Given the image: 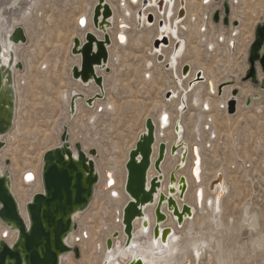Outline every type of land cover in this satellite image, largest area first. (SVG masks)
I'll return each mask as SVG.
<instances>
[{
	"label": "rangeland",
	"instance_id": "obj_1",
	"mask_svg": "<svg viewBox=\"0 0 264 264\" xmlns=\"http://www.w3.org/2000/svg\"><path fill=\"white\" fill-rule=\"evenodd\" d=\"M116 1L114 0L115 5ZM88 3L87 0H43L38 5L39 8L35 7L36 11L32 12L28 22L23 25L27 29L28 39L22 46L21 56H19L24 69L19 76L13 128L15 132L12 134V130L6 136L3 152L5 160L9 161V170L13 172L16 182H19V175L25 168L31 167L40 171L43 154L59 144L61 126L64 124L68 127L70 140L74 143L80 142L87 150L93 147L96 149L97 156L94 160L99 173L102 174V170L111 164H115L117 169H123L127 150L143 129L144 120L155 115L152 111L154 105L165 103L163 95L168 83L173 82L175 86L172 73L165 71L163 66L162 70L153 72V77L147 83L142 74V60L150 57L148 52L151 50L147 52L151 45L149 35L153 33L154 37L157 33L154 27L152 32L141 33V45L138 49H135L132 43L125 49L115 48L116 51H120L119 54L122 57L113 67V71L109 69L107 72L110 77L107 79L105 86L107 91L102 100L114 101L117 107L116 113L111 115L100 113L95 121H92L89 117L94 110L82 102L78 114L68 119L60 94L62 91L70 90L74 82L69 69L70 57H73L70 54V47L73 34L76 33L75 18ZM235 6L231 15L235 12L239 14L241 11L242 18H240L241 22L239 21L241 34L233 53L230 52L228 43L222 44L217 41L216 46L209 47L206 42H199L197 25L194 24L192 26L194 35L188 38L186 55L181 58L183 63L187 62L191 65V70H203L208 79L219 83L231 80L239 94L237 95L240 100L239 112H235L230 118H227L229 114L218 110V101L214 98L213 115L217 120L215 124L217 134L212 139L211 146L206 147L204 151L207 177H211L213 171L220 168V165L223 170H226L229 191L221 205L224 225H227L228 220L231 229L228 233H222V235L218 233V235L227 239L230 246L241 244L245 242L243 239L248 237L247 228L240 226L244 206L248 207V211L255 215L258 221L253 233L262 235L264 239V114L262 111L264 96L261 100L254 101L251 108H244L247 96L261 91L258 80L245 81L244 77L249 69L248 54L255 40V30L264 21V0H240L238 5L231 3V7ZM214 7L216 6L212 3L210 9ZM199 8L202 10L200 6ZM210 23L211 29L204 32L209 39L212 38L214 28L224 29L221 24L214 25L211 21ZM129 35L132 39L137 36V33L131 29ZM226 47L229 50L228 53L225 50ZM41 63H43L42 66H40ZM259 72H261L260 69ZM115 83L113 90L111 88ZM174 102L175 100L165 104L171 105L169 107L171 113L177 116ZM197 111L199 112L190 106L185 116L188 113L195 114ZM191 127L192 123H189L188 132L191 131ZM189 137L191 138V135ZM203 137L205 141H208L207 134ZM3 160L0 159L2 166L5 162ZM166 163L171 166L172 159L167 158ZM119 172L122 173V170ZM121 178H123L122 174ZM37 191H40L38 185L18 190V197L23 207L28 198ZM104 195L99 190L95 204L89 210L87 209L86 213H90L89 216L92 219H85V214L83 221L79 223L78 220V226L81 224L92 230L93 238L87 242L83 251L80 249L77 257L72 252L71 261L63 264L100 263L101 252L95 249V245L97 247L107 239L109 229L104 230L105 227L103 229L99 227L103 221L106 222V226L113 224L114 213L120 212L123 204V202L118 205L108 204L105 202ZM101 203L107 207L105 215L99 209ZM236 248L238 256L235 255V260H241L240 264L245 261L246 264H264V243L262 248L255 252L249 249L240 252L238 245ZM210 253V248L206 247L195 263L215 264L212 259L210 260ZM189 262H192V259Z\"/></svg>",
	"mask_w": 264,
	"mask_h": 264
},
{
	"label": "bare ground",
	"instance_id": "obj_2",
	"mask_svg": "<svg viewBox=\"0 0 264 264\" xmlns=\"http://www.w3.org/2000/svg\"><path fill=\"white\" fill-rule=\"evenodd\" d=\"M42 1L43 0H0V69H11L12 83L15 92L13 126L5 136L0 138V140L5 142V146L6 136L9 135L15 125L16 97L18 95V84L20 81L19 76H21V71H23L14 70L13 65L15 64V62L20 61L19 56H21L20 53L22 50V46H24V44H19L17 46L12 45L8 41V35L11 34L15 27L20 26L23 28L24 33L27 37V29L23 25L28 22L32 12L36 11L35 7H38V5H40ZM87 2L89 3L75 18L76 33L73 34L72 40L75 37L82 40L86 32H92L98 39H101L103 36L102 32H107L111 38V45L107 49L109 56L107 66L111 71H113V67H115L119 59L121 60L122 57V55L119 54L120 51H116V49H125V47L129 46L131 43L135 49H138L141 45V33L145 31L152 32L154 27L157 29V33L154 37L153 33H150L149 35L151 36V49L149 47V49L146 50L147 52L151 50L148 52L150 57H145L142 60V74L144 76V79L146 80L145 82L147 83L149 79L153 77V72L162 70V66L165 71L172 73L175 86L173 82H169L167 88L165 89L163 98L165 103H172L175 100L174 107H176L177 116L171 113V110L169 109L171 105L169 106L163 103V105L156 104L153 106L152 111L155 113V115L149 116L155 126V145L153 158L156 157L157 148L159 143L161 142L167 144V148H169L174 143L184 142V149L187 146L189 150L188 157L185 161V166L176 173V177H185L187 184V191L185 193L183 201H177L178 210H181L182 204H186L190 208L191 216L184 217L182 225L178 227L177 219L173 217V210H167V206L166 204H164L161 206V211L164 212L167 219L165 222L159 225V229L170 228V234L164 236L165 232L163 233V235H161L160 231L156 236V234L153 233V227L155 224L154 210L156 207L158 194L159 192H164L165 194L167 193V177L170 171L173 170L174 166L180 162L182 150L178 152L177 156H171L167 152L164 158V162L161 166V172L164 174L165 179L161 183L160 190L157 191V193L154 195V203L147 204L141 208L142 217L136 218V220L133 222L131 240L129 241L123 234L121 211L123 210V207L129 199L124 189L126 180L125 163L128 159L129 150L134 147V144L139 135L145 133L144 124L143 129H141V131L137 134V139L127 150L125 160L123 162V169H117L115 164H111L104 168L101 174L98 172V168L94 160L95 157H93L94 169L95 173L98 176V182L93 188V195L87 209L89 210V208H91L95 204L99 190H101L105 194V202H107L108 204L113 203L115 205H118L123 202L120 208V212H116L117 214L114 213L113 224H107V228L105 224L106 222L103 221L102 225L99 227L101 229L105 227L104 230L109 229L107 233V239H112V246L110 250H107L106 248L105 243L107 239L97 247L95 245V249H99L101 252V260L99 264H103L104 262H107L106 264H128L131 260L137 258L141 260L142 264H194L200 259L206 247L210 248L211 253L209 254V257L210 260L212 259L215 262V264H240L241 260H235V255H237V245L239 246L240 252H244L248 249L255 252L263 246L264 239L263 237H261L262 235L260 236L253 233V229L255 228L257 221L256 216L252 215L248 211L247 206H244L241 225H239L241 227L247 228L246 234L248 235V237L244 236L247 237L246 239H243L245 240V242L243 241L241 242V244L230 246L227 242L228 240L222 238L221 236L222 233H228L231 229L229 228L228 220L227 225H224L223 206L221 205L223 203L225 195L229 191V184L227 180L228 178L225 173L226 170H223L220 165V168H216L215 171H213L211 177H207L208 172H206L205 170L204 163V151L206 150L205 148L211 146V142H213L212 139L216 137L215 135L217 134V130L215 127L217 120L213 115L214 98H216L218 101V110L225 114L227 109V102L231 98H233L231 92L234 89L237 90V87L235 85L233 87V84L231 86L225 87L222 94L219 95L217 92V88L220 84L219 82H216L213 79H208L201 69L191 70V65L187 62L183 63L181 58L183 55H186V42L188 41V38L194 35L192 27L194 24L197 25L196 29L197 33H199V42L204 41L209 47L216 46L217 41L222 44L228 43L229 50L231 53H233L234 49L237 48L238 37L241 34V11L239 12V14L235 12L231 15L230 13V20L232 22L240 21V27L230 26L229 28L224 29H221L220 27H217V29L214 28L212 38L209 39L208 35H205L204 32L207 30L209 31L212 25L210 22H206L203 16H205L206 12H211L212 10L220 7V3H215L213 0H173L172 2L168 3L167 0H165V4L162 10L158 6V0H146V5H143L144 0H117L116 5L114 4V0H105L113 14L111 22L112 28H110L109 26L100 27L99 32L94 30L91 24L93 7L96 4L97 0H87ZM229 2L230 5L231 3H233V5H238L240 0H229ZM212 3L215 4L216 7L210 9ZM199 6L202 10H200ZM234 8H236V6L231 7V11ZM182 10H184V18H178L177 13L179 11L181 12ZM149 14L152 15V23L148 21ZM80 18H84L85 20V26L83 28L78 26V21L80 20ZM131 29L135 31V33H137V36L132 39L129 35V31ZM121 37H123V40L121 39ZM156 39L162 40V44L158 49L153 46V42ZM225 50L227 53L229 52L227 47ZM10 53L13 54V62L11 66H9ZM159 55L163 57L162 62H160L157 58ZM70 62L71 67L69 70L71 76V68L75 65L79 67L80 57L76 55L70 57ZM43 63H41L40 66H42ZM157 65H159V67ZM184 65L189 66L188 77H184L181 73L182 67ZM198 71L201 72L204 81L194 83L193 80ZM95 73L97 76H101L103 79L102 99H104L105 93L107 91V88L105 86L108 77H110V74L106 73L103 68L95 69ZM4 77L5 75L2 74V78ZM257 78L259 80L264 78V74L259 72L258 69ZM209 81L211 87H209L208 85ZM115 85L116 83L113 84V87L111 89L114 90ZM97 92L98 89H96V86L93 83H90L89 85H83L80 82L74 81L72 88L68 91H62L60 97L68 114L72 93H80L85 98H89ZM167 92L171 93L169 99H167L165 96ZM205 93H207L206 96ZM255 95L260 97V99H253ZM238 96L235 97L236 113H238L240 109V100ZM263 96L264 91L257 92L255 94H252L251 96L249 94L247 98H251V104L250 106L244 105V108H251L254 101L257 102L261 100ZM102 99L95 100L92 107L87 106L84 100L76 101L75 114H78L82 102L87 107L94 110L92 116L89 117V120L92 121H95L100 113L107 115L116 113L117 107L114 101L106 102ZM190 106L199 110V112L197 111V113L195 114L188 113V115L185 116ZM6 107L7 106L5 105V108ZM262 111L264 114V106L262 107ZM231 116L233 115H227V118H230ZM70 118L71 115L68 114V119ZM189 123H192L190 132L187 131ZM176 124H179L180 126L177 133H175L174 130ZM14 132L15 130H13L12 134ZM205 134H207L208 136V141L204 140L203 136ZM189 135H191V138L189 137ZM69 142L71 146L74 144V142L70 140V138ZM60 145L61 144L59 142L57 146ZM81 146L85 150V152L91 149H95L93 147L87 150V148L83 144H81ZM2 150H0V159L5 160L3 156V152L5 151V149L3 151ZM72 153L73 157L76 159V152L73 150ZM167 158L172 159L171 166L166 163ZM6 168L7 167L5 166V163L3 164V166L0 164V175L4 173ZM41 168L40 171L31 167L23 169L19 175V182H16L13 172H10L8 167L10 173L9 189L17 202L18 210L21 216H23L25 220V205L31 200L33 195L28 198L23 207L21 203L22 201H20V198L18 197V190L23 188H31L38 185L40 191H37V193L42 192V184L40 178ZM121 170L122 173L119 172ZM209 173L211 172L209 171ZM121 174L123 178H121ZM155 174L156 173L151 168L148 176L150 178ZM217 174H219L220 176L216 180ZM108 180L110 181V183L107 185ZM211 184L212 187L210 188ZM216 198H218L217 201H219L218 210L216 209ZM100 205L101 207L99 209L102 211V214L105 215L107 213V207L102 203ZM87 209L77 212L72 216V222H75L77 224V229L70 232L64 239V243L67 246H69L70 248L77 247L79 252L80 249L81 251H83V248L85 245H87V242H89L93 238L91 229L89 230L86 227L81 226V224L78 226V220L79 223L81 222V220L83 221V216L85 214V219H92V217L89 216L90 213H86L88 212ZM114 232H119V238L114 239L112 237V234ZM218 233H220L221 235H218ZM15 237L16 234L12 230L4 226L2 223L0 224V239L5 238L4 240L10 245L15 240ZM125 243L127 245H125ZM133 245L134 247H132ZM71 254L73 255L72 252H69L61 256L59 258V264H63L66 261H71ZM190 259H192V262H189ZM242 264H246V261Z\"/></svg>",
	"mask_w": 264,
	"mask_h": 264
},
{
	"label": "water",
	"instance_id": "obj_3",
	"mask_svg": "<svg viewBox=\"0 0 264 264\" xmlns=\"http://www.w3.org/2000/svg\"><path fill=\"white\" fill-rule=\"evenodd\" d=\"M172 1L167 0V3ZM213 1L221 3V8L214 10L211 16L213 24H221L224 28L239 26L238 21L232 22L230 20L231 5L229 0ZM164 4L165 0H158V6L161 10ZM143 5H146V0H144ZM148 16V21L152 23V15L149 14ZM177 17L184 18V10L179 11ZM112 18V11L105 0H97L91 16L93 29L99 32L100 27L109 26L112 28ZM78 26L81 28L85 26L84 18H80ZM102 33L101 39H98L92 32H86L82 40L77 37L72 40L70 54L79 56L80 62L79 67L75 65L71 68V78L83 85L93 83L98 92L89 98H85L80 93H72L68 112L71 118L75 115L76 101L84 100L87 106L92 107L95 100L103 98V79L101 76L96 75L95 69L103 68L106 73L109 72L107 49L111 45V38L107 32ZM8 38V41L16 46L27 42L24 30L20 26L15 27ZM161 41L156 39L153 46L158 49L162 44ZM157 58L160 62L163 61L161 55ZM12 62L13 54L10 53L9 66ZM248 63L249 69L244 80H258L259 89L264 91V78L261 80L257 78V69L264 73V21L255 30V40L249 48ZM13 68L14 70H23V65L20 61H17ZM6 69H0V138L5 136L13 126L15 106L12 71ZM181 73L184 77H188L189 66L184 65ZM2 74L5 75L4 78H2ZM200 81H204V79L201 72L198 71L193 82ZM232 83L231 80L220 83L217 88L218 94L221 95L223 89L231 86ZM208 85L211 87L210 81ZM170 95V92L165 94L167 99ZM231 95L233 98L227 102L226 109L229 115L236 112L235 97H237L238 91L236 89L232 90ZM258 98L260 97L257 95L253 97V99ZM250 104L251 98H247L245 105L250 106ZM179 127V124L175 125V133L178 132ZM144 128L145 133L139 135L134 147L129 150L128 159L125 163L126 180L124 189L129 199L122 210V225L123 234L128 241L131 240L133 222L136 218L142 217L141 208L154 203V195L160 190L161 183L165 179L164 174L161 172V166L167 152L171 156H177L178 152L182 150L180 162L174 166L167 177V193L159 192L158 194L154 210L153 233L156 236L160 231L161 235L165 232L164 236L170 234V228L159 229V225L167 219L164 212L161 211V206L164 204H166L167 210H173V217L177 219L178 227L182 225L184 217L191 216L189 206L182 204L181 210H178L177 206V201H183L187 191L185 177H176V173L185 166L189 154L187 146L184 149V142H178L167 148V144L161 142L158 145L156 157L153 158L155 126L151 118L145 120ZM59 142L60 146L47 150L42 156L40 174L42 192L35 193L31 200L26 203V220L21 216L17 202L10 192L9 161L5 160L4 162L7 168L0 175V222L12 230L16 237L10 245L4 240L5 238L0 239V264H59V258L66 253L73 252L76 257L79 255L78 248H70L64 243V239L70 232L77 229V224L72 222V216L77 212L86 210L89 206L93 188L98 182L93 161V157L97 156V151L91 149L85 152L78 142L71 146L68 127L65 124L61 126ZM4 147L5 142L0 140V150ZM73 150L77 154L76 159L73 157ZM151 168L156 174L149 178L148 173ZM219 176L217 174L216 180ZM109 183L108 180L107 185ZM217 200L218 198L215 199V203L218 210L219 201ZM119 236V232L112 234L114 239L119 238ZM105 244L107 250H110L112 239H107ZM125 245L127 244L125 243ZM128 264L142 263L137 258L131 260Z\"/></svg>",
	"mask_w": 264,
	"mask_h": 264
},
{
	"label": "built area",
	"instance_id": "obj_4",
	"mask_svg": "<svg viewBox=\"0 0 264 264\" xmlns=\"http://www.w3.org/2000/svg\"><path fill=\"white\" fill-rule=\"evenodd\" d=\"M219 8H221V3H220V7H219ZM216 9H217V8H216ZM216 9H214V10H216ZM214 10H212L211 12H210V11H209V12H206L205 16H203V17H204V20H205L206 22H210V21H211V16H212ZM219 25H220V24H219ZM223 28H224V27H223Z\"/></svg>",
	"mask_w": 264,
	"mask_h": 264
},
{
	"label": "snow or ice",
	"instance_id": "obj_5",
	"mask_svg": "<svg viewBox=\"0 0 264 264\" xmlns=\"http://www.w3.org/2000/svg\"><path fill=\"white\" fill-rule=\"evenodd\" d=\"M121 39L123 40V37H121ZM132 247H134V245Z\"/></svg>",
	"mask_w": 264,
	"mask_h": 264
},
{
	"label": "crops",
	"instance_id": "obj_6",
	"mask_svg": "<svg viewBox=\"0 0 264 264\" xmlns=\"http://www.w3.org/2000/svg\"><path fill=\"white\" fill-rule=\"evenodd\" d=\"M231 16V15H230Z\"/></svg>",
	"mask_w": 264,
	"mask_h": 264
}]
</instances>
